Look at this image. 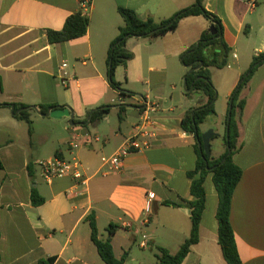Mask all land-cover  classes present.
Here are the masks:
<instances>
[{
  "label": "crops",
  "instance_id": "obj_1",
  "mask_svg": "<svg viewBox=\"0 0 264 264\" xmlns=\"http://www.w3.org/2000/svg\"><path fill=\"white\" fill-rule=\"evenodd\" d=\"M251 1L204 0L205 8L221 19L229 47H237L254 28L262 31L249 65L235 62L239 69L225 93L229 100L253 57L264 51V0L254 6ZM195 2L92 0L87 35L53 45L47 32L62 30L67 18L80 11L79 0H0V264H40L49 258H55L53 264H105L91 240L87 220L91 214L101 239L107 238L110 224L117 226L113 250L117 259L128 253L125 264H146L145 258L135 257V244L142 251L155 247L176 254L190 237L188 203L193 197L188 173L195 169L198 156L196 139L183 131L181 121L190 109L205 103L206 97L199 93L201 99L181 105L184 109L179 113L167 105L170 92L172 100L188 71L181 56L211 30V21L204 16L186 17L175 31L162 37L127 41L126 50L134 58L115 72L117 76L119 68L124 69V77L116 81L133 94L122 100L123 120L115 103L119 93L107 76L108 52L124 24L119 8L158 23ZM69 59H74L73 65ZM65 61L74 77L67 87L59 78ZM186 93L183 101L192 98ZM240 100L245 106L237 112L239 138L233 160L243 175L233 196L230 219L243 264H264V65L242 88ZM145 101L160 104L157 119L162 129L157 139L149 150L130 154L122 172L103 175L101 158L114 154L135 133ZM4 104L38 110L41 105L68 106L75 125L70 124V117H42L29 109L30 135L28 124L17 118L16 107ZM105 106H112L109 114L91 124L92 111ZM71 142L78 147L69 146ZM43 156L77 158L85 182L71 177L45 181L37 170ZM205 189L199 243L182 264H227L218 242L219 199L211 175ZM34 191L43 203L33 204ZM148 194L154 197L146 211ZM143 242L147 247H141Z\"/></svg>",
  "mask_w": 264,
  "mask_h": 264
},
{
  "label": "trees",
  "instance_id": "obj_2",
  "mask_svg": "<svg viewBox=\"0 0 264 264\" xmlns=\"http://www.w3.org/2000/svg\"><path fill=\"white\" fill-rule=\"evenodd\" d=\"M119 13L123 18L124 24L119 29L118 37L112 42L108 52V76L111 87L118 91L119 98L122 100L131 97L133 94L121 88V84L115 80V72L119 66L127 67L129 61L134 58L133 53L126 50L127 41L133 37L136 38H158L170 32L175 31L182 19L191 16H204L211 21L216 33L206 31L201 35L199 41L187 50L181 60L188 71L185 79L188 82L187 89L192 90L186 95L190 96L194 92L203 94L206 102L197 107L190 109L181 121V128L186 133L193 135L196 139L195 149L198 156L196 167L188 173L191 183V195L193 200L188 203L191 211V235L182 244L176 254H171L167 249L158 248L155 264H182L188 256L193 245L199 243V230L201 220L206 208V189L205 182L209 175L218 194V242L222 250L223 258L227 264H243L237 247L236 236L231 224V207L233 196L238 184L241 181L243 170L234 162L233 157L238 150L239 127L237 120L238 110L243 111L245 102L240 100L242 88L249 81L251 76L264 65V51L257 53L252 60L249 69L242 75L241 80L234 90L232 97L233 109L232 117L228 122V112L225 125L229 129L228 135L224 138V153L218 158H203L202 150L198 145L197 138L201 139L203 131L201 126L207 118L216 113L215 102L217 98L216 88L210 77V68L224 69L229 65V56L231 47L224 40V27L221 19L214 13L205 8L204 0L196 2L178 13L173 17L155 22L153 19H141L133 10L119 8ZM89 29V18L83 15L81 11L69 16L65 22L64 28L60 31L49 30L47 32L50 44H63L66 42L81 39L87 35ZM202 67L197 71L189 73V69ZM243 80V81H242ZM5 107L12 106L4 104ZM16 110L29 108L24 104H15ZM120 120H123L122 114L125 111V105H118ZM112 106L98 108L91 113L90 123H98L103 120L111 111ZM40 110L46 113L47 106L41 105ZM18 119L25 121L29 126V133L32 135V121L28 110L22 111ZM228 137V139H227ZM229 149L231 153L229 154ZM59 157V156H58ZM225 160V161H224ZM3 169V163L0 158V170ZM1 199V193H0ZM32 202L38 205L44 202V199L34 191ZM87 220L91 228V240L97 248L98 254L105 264H125L127 252L121 259H117L113 250V237L117 233V226L110 224L107 228V238L101 239L94 214L88 216ZM1 239V234H0ZM55 258L42 260L40 264H53Z\"/></svg>",
  "mask_w": 264,
  "mask_h": 264
},
{
  "label": "built area",
  "instance_id": "obj_3",
  "mask_svg": "<svg viewBox=\"0 0 264 264\" xmlns=\"http://www.w3.org/2000/svg\"><path fill=\"white\" fill-rule=\"evenodd\" d=\"M79 2L80 11L83 15L87 16L92 6V0H79ZM256 2L257 0H252V6H254ZM67 69L68 63L65 61L62 64L59 78L62 85L66 87L74 78ZM119 99L122 100L121 98ZM159 111V103L145 101L139 117V122L135 128V133L127 138L114 154L111 156H103L101 158L104 169L101 173L103 175L122 172L125 159L130 154L147 151L153 146V142L157 139L159 131L162 129V126L157 119ZM96 140L99 141V137H96ZM69 146L72 148L78 147L74 142L69 143ZM37 165L40 167L41 177L47 182H52L55 179L64 177H71L78 182H85L86 180L82 164L75 157L69 160L62 157H54L39 161ZM153 197V194H148L146 211H149ZM141 247H147V242H143Z\"/></svg>",
  "mask_w": 264,
  "mask_h": 264
},
{
  "label": "rangeland",
  "instance_id": "obj_4",
  "mask_svg": "<svg viewBox=\"0 0 264 264\" xmlns=\"http://www.w3.org/2000/svg\"><path fill=\"white\" fill-rule=\"evenodd\" d=\"M262 16L264 19V8L262 11ZM247 29L249 31V28ZM261 39H262V31L259 30L258 28H254L251 33V36L248 37L247 35V37H242L240 42L237 44V47H234L233 45H231L232 50L229 56L230 67L227 66L224 69H218V68L209 69L211 80L217 92V98H216L217 100L215 102L216 113L214 115L209 116L206 122L201 126V128H202L203 133L213 130L216 135V138L212 142L213 146L211 144L213 148L214 157H218L219 154L224 153L225 151L224 138H225V135H227V127L225 125V120H226V115L228 112L229 102H230V100L226 98L227 96H225V93L229 89L231 85L230 83L234 79V76L237 73V70L239 69V66H237L235 62L236 61H240L242 63L246 62V64H242V65H249L251 57L254 54V49L255 47L259 46V42ZM234 54L238 55L239 57L238 60L234 59ZM69 63L70 65H73L74 59H69ZM123 75H124V69L121 67L118 70V75L115 76V80L122 79L124 77ZM107 78L109 79V76H107ZM184 91H185L184 83H182L179 88V91L173 93L172 100L170 98V95L172 92H170L168 96L169 104L167 105V107L175 106V108H177V112L179 113L180 111L184 109V108H180L181 105H184L186 102L188 104H193L192 102L196 103L198 100L201 99V96L199 95V93L194 92L191 95L192 98H188L186 101H183ZM127 102L128 101H126V103ZM115 103L116 105H124V102L120 100L118 97H115ZM46 159L48 158L46 156H43L42 160H46ZM37 170L41 174L40 167L39 168L37 167ZM133 251H134L135 257H137L138 259L145 258L146 264H154L156 262L155 255L157 253V249L155 247L151 250L142 251L135 244L133 245Z\"/></svg>",
  "mask_w": 264,
  "mask_h": 264
},
{
  "label": "water",
  "instance_id": "obj_5",
  "mask_svg": "<svg viewBox=\"0 0 264 264\" xmlns=\"http://www.w3.org/2000/svg\"><path fill=\"white\" fill-rule=\"evenodd\" d=\"M211 33L215 34L216 31L215 29L212 27L211 28ZM202 67V64L197 67V68H190L189 69V73H192L194 71H197L198 69H200ZM243 81V80H242ZM187 86H188V82L186 81V79L184 80V89L186 92H190L192 90L191 89H187ZM233 99L234 97H232L230 99V102H229V112H228V122H230L231 120V117H232V109H233ZM15 106H12V109H14ZM29 109H34L38 112V114L42 117H53V118H56V119H59V118H62V117H70L71 119V125H75L73 119H74V112L73 110L68 107V106H65V107H56V108H48L47 112L46 113H43L41 112L40 110H38V108L36 107H29V108H24V109H21V110H18L16 113H21L22 111L24 110H29ZM228 132H229V129L227 128V135H228ZM215 137V133L213 130H210L208 132H205L202 134L201 136V139H199V137L197 138L198 140V145L200 147V149L202 150V153H203V158H211L212 156V146H211V141L213 140V138ZM228 139V137H227ZM231 153V150L229 149V154ZM206 156V157H205ZM225 161V160H224Z\"/></svg>",
  "mask_w": 264,
  "mask_h": 264
}]
</instances>
